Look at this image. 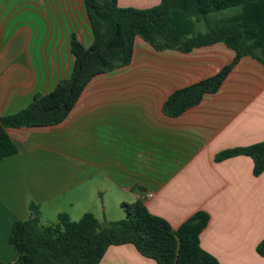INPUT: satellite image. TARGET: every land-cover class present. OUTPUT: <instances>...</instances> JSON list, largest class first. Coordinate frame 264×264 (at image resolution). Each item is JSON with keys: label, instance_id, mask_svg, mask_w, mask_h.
<instances>
[{"label": "crops", "instance_id": "0c3cea01", "mask_svg": "<svg viewBox=\"0 0 264 264\" xmlns=\"http://www.w3.org/2000/svg\"><path fill=\"white\" fill-rule=\"evenodd\" d=\"M43 2L36 8L32 0H0V116L70 76L72 34L85 47L93 41L84 0ZM158 2L116 0L135 8ZM234 57L221 41L183 51L137 35L130 61L91 77L61 121L6 127L16 152L0 159V261L16 259L11 223L26 219L29 205L43 225L59 213L121 219V203L140 199L173 229L206 211L199 244L219 264H264L255 251L264 237V172L253 175L246 155L215 160L223 150L264 140V65L243 55L215 92L178 115L163 111L170 94ZM98 264L157 262L126 243L107 247Z\"/></svg>", "mask_w": 264, "mask_h": 264}, {"label": "trees", "instance_id": "16d2710c", "mask_svg": "<svg viewBox=\"0 0 264 264\" xmlns=\"http://www.w3.org/2000/svg\"><path fill=\"white\" fill-rule=\"evenodd\" d=\"M84 4L92 43L85 47L72 34L70 76L50 92L34 96L20 111L0 116V159L16 152L6 127L61 121L91 77L130 61L137 35L157 48L188 51L221 41L235 52L233 61L215 75L170 94L163 111L171 116L197 104L205 93L215 92L239 57L250 55L264 65V0H159L147 8L119 7L116 0H84ZM199 21L203 29L196 31L194 24ZM238 154L251 158L253 175L264 172V140L223 150L215 160ZM120 207L124 216L117 220H98L90 212L71 220L59 213L53 223L40 225L37 207L29 205V216L11 223L8 242L17 257L0 264H98L107 247L126 243L157 264H219L199 244V234L209 221L206 211H195L173 229L140 199ZM255 251L264 257V237Z\"/></svg>", "mask_w": 264, "mask_h": 264}, {"label": "rangeland", "instance_id": "374dc122", "mask_svg": "<svg viewBox=\"0 0 264 264\" xmlns=\"http://www.w3.org/2000/svg\"><path fill=\"white\" fill-rule=\"evenodd\" d=\"M33 1V3H32V7H36V8H39V7H41V5H43V4H45L44 2H43V0H32ZM47 3L48 4H51V3H53V0H47ZM46 3V4H47ZM44 6V5H43ZM80 12V18H79V21H80V26L82 27V25H83V21H84V19H86V13H85V11H84V5L81 3V11H79ZM56 15V14H55ZM65 16L66 15H68V14H64ZM69 15H71L70 13H69ZM194 27H195V30L196 31H198V30H202L203 29V23H202V21H199V22H195V24H194ZM38 220H39V214H38ZM56 221V220H55ZM41 221L39 220V224L41 225ZM43 225H47V223H44ZM258 244V243H257ZM256 244V245H257Z\"/></svg>", "mask_w": 264, "mask_h": 264}, {"label": "built area", "instance_id": "2783aa9c", "mask_svg": "<svg viewBox=\"0 0 264 264\" xmlns=\"http://www.w3.org/2000/svg\"><path fill=\"white\" fill-rule=\"evenodd\" d=\"M147 195H148V196H150L151 194H150V193H148Z\"/></svg>", "mask_w": 264, "mask_h": 264}]
</instances>
